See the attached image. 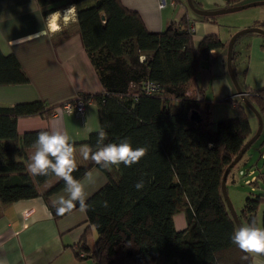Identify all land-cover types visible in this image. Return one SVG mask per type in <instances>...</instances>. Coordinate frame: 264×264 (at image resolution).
I'll use <instances>...</instances> for the list:
<instances>
[{
	"label": "trees",
	"instance_id": "16d2710c",
	"mask_svg": "<svg viewBox=\"0 0 264 264\" xmlns=\"http://www.w3.org/2000/svg\"><path fill=\"white\" fill-rule=\"evenodd\" d=\"M89 1L35 0L43 15L75 7L76 21L62 28L57 40L80 34L103 90L80 92L50 105L34 100L0 106V209L40 196L51 216L61 217L50 198L64 182L55 175L30 176L26 170L38 133L48 130L19 133L17 120L29 115L49 118L63 103L92 96L100 127L109 134L106 143L127 137L133 147L146 146L148 153L132 167L121 164L110 171L90 160L77 164L78 171L73 173L77 179L97 167L106 182L87 198L83 221L87 226L74 246L75 254L93 264H249L251 256L244 261L246 254L230 240L237 225L221 190L226 167L251 135L246 106L230 98L235 115L212 127L207 100L197 85L204 60L211 50L224 49L226 41L218 34L195 41L186 14L154 31L122 0ZM201 18L214 23L213 15ZM145 80L157 84L154 93L142 92ZM28 81L15 54L0 49V85ZM241 89L264 126V87ZM193 109L200 121L191 119ZM96 136L91 133L85 144L95 146ZM237 162L228 172L226 188ZM141 178L145 186L137 190L135 184ZM179 211L184 212L186 225L175 229L173 217ZM237 217L239 224L255 220L264 226V192L246 194ZM90 225L97 238L89 243Z\"/></svg>",
	"mask_w": 264,
	"mask_h": 264
},
{
	"label": "crops",
	"instance_id": "0c3cea01",
	"mask_svg": "<svg viewBox=\"0 0 264 264\" xmlns=\"http://www.w3.org/2000/svg\"><path fill=\"white\" fill-rule=\"evenodd\" d=\"M122 1L141 14L146 27L150 30L163 29L184 14L189 20L193 19L182 0ZM192 1L198 8L215 10L216 7L236 5L238 0L232 3L225 0ZM161 3L164 6L161 7L159 5ZM69 7L64 8L62 13L60 10L55 11L60 12L59 16L53 15L55 12L43 15L35 0H0V49L4 53L13 52L29 77V81L25 83L0 85V106L34 100L50 105L73 98L80 92L94 94L103 90L98 74L84 49L80 34L74 33L68 38L57 40L58 32L76 21L75 11L70 16L63 17ZM212 19L216 23L215 17ZM263 19L262 14L253 15L239 26H262L264 29ZM201 20L196 23L192 20L194 39L200 34L203 35L199 39L207 34L219 35L213 22ZM256 33L251 34L236 48L233 46L236 57L232 59V67L235 70L237 68L235 62L243 59L246 72L244 78L242 73L244 83L242 87L245 85L248 90L264 87V35ZM220 38L226 43L229 41L221 36ZM216 52L218 55L214 58H217V62L209 61L208 65L203 62L197 79V85L207 100L208 113L210 102L227 103L231 102L230 98L234 101L241 100L225 76L227 45L224 49L211 50L209 56ZM215 109L219 115L224 112L219 111L216 105ZM235 113L236 111L233 115L220 119L233 117ZM248 120L252 133V120L249 116ZM16 125L19 133L38 129L51 130L53 127L67 131L76 144V158L80 146L100 127L98 109L94 102H86L82 117L72 111L61 109L55 116L51 115L49 118L40 115L19 117ZM89 129L92 131H88ZM243 155L232 169L235 173L239 165L244 163ZM89 170L93 171L96 181L86 187L87 198L106 182L102 170L97 167ZM244 170L248 176L245 182L253 184L254 187L250 189L256 191L259 186L258 178L262 177L264 180V173L257 175L256 171L247 165ZM236 175L232 173L233 183L237 180ZM254 179L255 184L252 183ZM60 195H66L65 191L51 195V201ZM78 207L79 205L59 218L51 216L45 200L40 196L19 199L1 207L0 260L5 264H93L91 259L79 258L75 254L74 246L81 241L87 226L83 224L86 218L85 211ZM87 230L90 233L88 242H94L97 238L96 229L90 225Z\"/></svg>",
	"mask_w": 264,
	"mask_h": 264
},
{
	"label": "clouds",
	"instance_id": "9594fccd",
	"mask_svg": "<svg viewBox=\"0 0 264 264\" xmlns=\"http://www.w3.org/2000/svg\"><path fill=\"white\" fill-rule=\"evenodd\" d=\"M74 11L75 7L70 6L64 12L65 17L70 16ZM53 15L59 16L60 12H55ZM95 131L97 133L95 146L83 144L79 148V153L84 160H90L99 168L110 171L113 166L119 167L121 164L132 167L148 153L146 146L133 147L127 137L120 139L118 143H106L109 134L105 127H99ZM33 147L35 151L28 157L26 164L28 174L55 175L64 182L66 195H60L52 201L57 215L63 216L76 208L77 204L81 211H86L89 208L86 202V187L95 183L96 176L91 170L84 173L83 179H77L73 175L78 171L76 146L68 132L56 127L48 131H40ZM144 186L143 178L135 184L137 190L143 189ZM230 240L246 254L242 257L244 261H249L251 256L249 264H264V226L259 225L255 220L240 224L234 227ZM0 264L5 262L0 260Z\"/></svg>",
	"mask_w": 264,
	"mask_h": 264
},
{
	"label": "rangeland",
	"instance_id": "374dc122",
	"mask_svg": "<svg viewBox=\"0 0 264 264\" xmlns=\"http://www.w3.org/2000/svg\"><path fill=\"white\" fill-rule=\"evenodd\" d=\"M182 1L187 6L188 13L193 18L192 20H194L195 23L198 20L202 21L201 20L202 16L195 13L188 6L186 0H182ZM219 1L221 2V0H219ZM254 1H264V0H238L236 2L237 3L236 5H241V4L254 2ZM89 3H91V0L89 1ZM225 7H216L215 10L222 9ZM60 11L62 13L63 9H60ZM260 14L264 15V4L248 6L246 8H242V9H238V10H234V11L217 13V14L213 15L215 17L216 23H212V22L211 23L216 27V29H218L219 36H221L224 39H229L233 33L238 31L239 29L247 27V26H244V27L239 26V25H241V23L248 21L249 17H251L253 15L257 16ZM205 21H207V20H205ZM262 21L264 22V19ZM251 34H257V33L254 31H248V32H245V33H242L241 35H239V37L237 38V41L235 42L234 47L236 48L237 46H239V43L243 42L246 38L251 36ZM202 35L203 34L195 36V38H196L195 40L198 41ZM215 55L217 56L218 52H216L215 54H211L209 56V59H205L204 64L208 65L209 61L214 62V63L217 62V60H216L217 58L216 57L214 58ZM140 58L142 59L143 57L141 56ZM212 58H214V59H212ZM235 66H237V68H235V70L234 69L233 70H234V73L236 76V80H237L239 86L242 87L243 86L242 72L245 68V64H244L243 59H241L238 62L236 61ZM224 71H225V76H226L230 86L232 88L236 89L235 84L229 75V72H228V69L226 66V59H225V63H224ZM215 105L219 111H221V112L224 111V112L219 115L216 112ZM245 106H246L245 107L246 112L252 120L253 131L249 137V138H251L253 136V134H255V132L257 131L258 117H257L256 113L254 112V110L250 106H247V105H245ZM234 112H235V110L232 107L231 102H227V103L226 102H223V103H221V102H217V103L210 102L209 103V119L211 120L210 121L211 126L215 127L218 119L225 117V116L227 117L228 115H233ZM263 154H264V126L262 128L261 134L246 149V152L243 155V159H242V162H244V163L242 165H239L238 170L236 169V173L232 170L231 175L229 174L230 176H229L228 183H227V193H228V197H229V200L231 202V205H232V207L236 213H238L242 207L243 197L252 191L250 189L251 187H254L253 184L250 185V184H247L245 182V178L248 176L244 170V167L247 165L249 168L254 169L256 171L257 175H259L260 173H264V155ZM77 155H78V158H76V159H78V160H76L77 164H83L87 161V160H84L82 158L79 151L77 152ZM236 165H235V167H236ZM232 173L234 175L237 174L235 176V178L237 179V180H235L236 181L235 183L232 182L233 181L232 180ZM102 174L104 175L103 172H102ZM104 177H105V175H104ZM258 183H259V186L256 188V191L255 190L254 191L256 193L258 191L264 192V180L262 177L258 178ZM228 187H229V189H228ZM235 189H237V190H235ZM63 190H64V187L61 188L60 190H58L57 192H55L54 194H60ZM173 219H174L175 229H180L182 227H185L186 221H185V215H184L183 211L176 212L174 214Z\"/></svg>",
	"mask_w": 264,
	"mask_h": 264
},
{
	"label": "water",
	"instance_id": "95a60500",
	"mask_svg": "<svg viewBox=\"0 0 264 264\" xmlns=\"http://www.w3.org/2000/svg\"><path fill=\"white\" fill-rule=\"evenodd\" d=\"M186 1H187L188 6L195 13H197L201 16L215 15L217 13L234 11V10L246 8L248 6L264 4V1H254V2H249V3H245V4H241V5H232V6L222 8V9H217V10H205V9H201V8L196 7L192 0H186ZM248 31L258 32V33H261L264 35V29L260 26H250V27H246V28H243L241 30H238L234 34H232L231 37L229 38V41L227 43V54H226V66H227L229 75L235 84L237 94L239 95V97L241 98V100L243 101V103L245 105L250 106L254 110V112L256 113V115L258 117L257 131L255 132V134H253V136L251 138H249L245 142V144L243 145L241 150L238 152V154L235 156V158L232 160V162L226 167L224 174H223V177H222V182H221V190H222L223 197L226 201V204L229 208V211L232 215V218L235 221L237 226H239L240 224L238 221L237 213L234 211V209L231 205V202L229 200V197H228L227 188H226V178H227L228 172L231 169V167L242 157L243 153L250 146V144L261 134L262 128H263V121H262L261 115L259 114L258 110L249 102L245 93L242 91L241 87L239 86V84L236 80V76H235V73H234V70L232 67V50H233L234 43H235L236 39L239 37V35H241L242 33L248 32ZM190 117H191V119H193L195 121H200V115H199L198 111L195 109H193L190 112ZM77 206H78V204H77Z\"/></svg>",
	"mask_w": 264,
	"mask_h": 264
},
{
	"label": "built area",
	"instance_id": "2783aa9c",
	"mask_svg": "<svg viewBox=\"0 0 264 264\" xmlns=\"http://www.w3.org/2000/svg\"><path fill=\"white\" fill-rule=\"evenodd\" d=\"M159 5L161 7L164 6L163 3H161ZM63 17H65V15H63ZM49 25L51 26L50 23H49ZM188 30H189V32L193 33L194 23L192 21L189 24ZM141 88H142V92L144 94H151V93H154L157 90V84H155L151 80H145V81L142 82ZM92 101H93V97L92 96H88L86 98V100L83 99V98H77L73 102L67 101V102L63 103L61 106H58V107L54 108V110L52 111L51 115L55 116L61 109H63V110H66V111H72L77 116L82 117L86 102H92ZM246 172H248V169H246ZM246 182H248V181H246ZM81 255H82V253H81Z\"/></svg>",
	"mask_w": 264,
	"mask_h": 264
}]
</instances>
